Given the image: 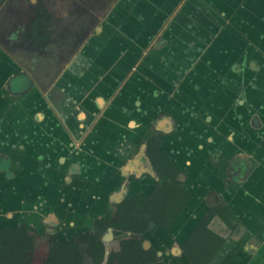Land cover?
Returning <instances> with one entry per match:
<instances>
[{"label":"crops","instance_id":"crops-1","mask_svg":"<svg viewBox=\"0 0 264 264\" xmlns=\"http://www.w3.org/2000/svg\"><path fill=\"white\" fill-rule=\"evenodd\" d=\"M135 3L121 26L99 27L104 45L56 73L41 60L58 52L29 46L11 59L0 44V220L42 218L59 233L109 220L112 201L135 193L128 182L153 185L129 176H143L133 153L158 131L192 193L169 244L215 191L226 203L210 228L226 242L209 264H264V0ZM22 73L28 88L12 81ZM177 247L176 263L192 264Z\"/></svg>","mask_w":264,"mask_h":264},{"label":"rangeland","instance_id":"rangeland-1","mask_svg":"<svg viewBox=\"0 0 264 264\" xmlns=\"http://www.w3.org/2000/svg\"><path fill=\"white\" fill-rule=\"evenodd\" d=\"M135 2L136 0H0V44L11 58V51H26L29 46H38L39 42L47 50L42 38L50 39L46 45H53V38L62 39L69 32L63 47L52 50L55 53L58 51L59 55L54 54L41 60V64H48L51 74L56 73L63 60L73 62L82 52H87L86 48L90 52L94 45H104L107 33L99 32L95 26H106L110 20L111 24L121 26L124 21V8L131 9L132 14ZM103 11L104 15L99 20L98 15ZM66 12H70V17L65 18ZM48 28L52 30L49 31ZM106 51L104 48L103 52ZM140 211L142 210L138 209L137 214ZM42 221V218H32L27 219L26 224L5 228L0 237V264H80L76 258L60 248L55 253L51 250L49 239L53 233L57 235L56 227ZM98 221L89 217L86 223L76 225V228L66 225L70 229L67 233L71 234L68 239L73 240L77 231H96L97 224L101 225ZM138 226L143 227L142 224L136 225ZM100 229L99 227L97 236L103 239L106 247L104 260L100 264H118L123 252L120 241L134 235L122 231L107 233L106 229ZM226 231L233 233L230 229ZM61 235L62 233L57 237L63 241ZM80 253L83 257L81 264H93L92 257L86 251L80 250Z\"/></svg>","mask_w":264,"mask_h":264},{"label":"flooded vegetation","instance_id":"flooded-vegetation-1","mask_svg":"<svg viewBox=\"0 0 264 264\" xmlns=\"http://www.w3.org/2000/svg\"><path fill=\"white\" fill-rule=\"evenodd\" d=\"M68 13H69V15H65V18H68V16L70 17V12H68ZM101 15L103 17L104 11L99 13L98 19L100 18ZM99 20H101V19H99ZM95 27L99 29L100 25H97ZM48 30L51 31L52 29L48 28ZM68 34H69V32L67 33L66 36H68ZM66 36H63V38L62 39L60 38L59 40H55L53 38L52 41H55V43L53 45H51V43L46 45V43H48L50 39L46 40L45 38H42V41L44 40L43 43L48 48V51L52 52V50H59L61 47H63L64 41L66 40ZM37 44H38V46L37 45H33V46H35L36 48L39 47L41 49V51L43 49H45V48H42V46L40 45V42ZM164 112H165V110L161 111V113H164ZM154 132L155 133L153 135L149 136L148 139L143 140V142L140 145V148L135 153H133V155H134L139 151L140 155L142 156V158L145 162L144 164L146 166V169L142 173L143 176L142 177L136 176L135 178H131V176H129V179H131V180L141 179L144 176L150 177L153 181V185L150 188L148 186H140L136 183H135V185L132 184L130 186L129 182H128L124 186V190H126V191H127V189H128V191L132 190V191H135V193L133 192L130 195L128 194L119 203L112 201V209H113L112 217L109 220L105 219L104 217L96 218V220L97 219L99 220L98 222H100L101 225L99 223L97 224L96 231L92 230V229L87 230V231H91L95 236H97V232H99V227H100L101 229H106L108 231L107 233H112V232L117 233V231H122V232H131L134 235L132 237L128 236L127 238H124L120 241V244L122 246L121 250L123 252L121 253L122 258L120 259V261H118V264H120V263H122V264L135 263L134 260H136V256H139V259L136 260V262H137L136 264H177L176 263L177 258L173 254V249H174V247L178 248L177 246L181 247V249L183 250V254H185L186 257L192 262V264H194V262L191 260V258L188 256V254L183 249L182 245L184 242H186V240L189 238V236L191 235V233L193 232V230L196 228V226L198 224L195 226V228L192 230V232L185 238L184 241L179 242L177 240H174V242H172L171 244H169V240H171L169 237L170 236L174 237L173 233L171 232V227L182 212L174 220V222L172 223V225L170 226L169 229H165L160 225H155V220H154V217L152 215V211L159 213L160 210L162 209V207L164 206L165 202H164L163 197H158V200L155 201L154 196L161 194V193H159V189H160V187H162V184L165 181V177L163 178L154 166L153 160L155 158V151H156V147H154V143L158 142L159 143L158 148L160 150L164 151L178 167H179V165L171 157V155L168 153L166 148H164V139L161 136V133H159L158 131H154ZM238 159H240L238 155L234 156V158H232L229 161L228 166L229 165L230 166L235 165L237 163ZM245 162L247 165H248V163L250 165V161L245 160ZM237 166H238V169L240 168L239 167L240 165L236 164L233 167V169L236 170ZM179 176H180V180H182L183 184L185 185L187 190L190 192V190L188 189V187L186 186V184L184 182V177L186 176V174L183 170L180 172ZM213 193H214V199L213 200L211 198L208 199L209 209L212 206H219L220 209H222V207L226 203L224 201L223 194L215 192V191ZM191 195H192V193H191ZM188 203L186 204V206L188 205ZM122 206H124L123 216L127 220L123 224L121 223L122 221L119 222L121 214H120V212H118L119 208ZM186 206L184 207V209L186 208ZM138 209L142 210V211H140L139 214H137ZM208 210L205 213V215L208 213ZM201 219H200V221H201ZM212 220H211V222H212ZM114 222L117 226L109 225L110 223H114ZM211 222H210V224H211ZM22 223L26 224V220L21 218V217L17 218L15 216V218L14 217L9 218L8 216H5L4 218H2L0 220V237L2 235V232L5 230V228L8 229V227L18 226L19 224H22ZM141 224L143 225V227H141V226L136 227V225H141ZM210 224H209V228H210ZM133 226L136 227V228L135 227L133 228L135 230L131 229ZM62 228L64 230L67 227L63 226ZM56 232H57V235L55 233H53V234H55L57 237V236H59L60 233L58 230H56ZM81 233H83V232L75 233L74 234L75 237L73 238V240L76 238V236L78 234H81ZM61 236L63 238L62 239L63 241L72 240V239H68L69 236H71V234H68L67 232H63ZM57 239H58V237H57ZM97 239H100V238L97 236ZM50 240H51V236H50L49 241ZM123 240L126 241V245L123 244V242H122ZM134 240H139V241L136 242ZM103 243H104V247H105V242H103ZM174 244H175V246H174ZM223 245L218 249V251L223 247ZM151 248H154V250H155V253H154L155 260L152 261V259H149L148 261H146L147 258L145 257V255L143 254L142 251L143 250L148 251ZM218 251H217V253H218ZM105 253H106V247H105Z\"/></svg>","mask_w":264,"mask_h":264},{"label":"trees","instance_id":"trees-1","mask_svg":"<svg viewBox=\"0 0 264 264\" xmlns=\"http://www.w3.org/2000/svg\"><path fill=\"white\" fill-rule=\"evenodd\" d=\"M20 79L21 82L27 80L26 87L28 88L31 85L30 80L26 74L22 73L17 75L12 79L14 85ZM23 88V87H22ZM155 142V141H154ZM159 143H154L156 147L154 166L160 175L164 178L165 181L162 184V187L159 189V193L154 196V200L157 201L158 197L164 198V206L159 213L152 211V215L155 220V225H160L165 229H169L174 220L182 212L186 204L191 199L192 195L187 190L182 180H180V172L182 171L171 159L170 157L162 150L158 148ZM219 206H212L208 213L201 219L196 228L193 230L186 242L183 243L182 247L194 264H208L217 253L218 249L225 243V238L214 233L210 228L209 224L211 220L215 217L219 211ZM124 206L120 207L118 212H120V221L123 224L127 221L123 216ZM109 225L117 226L114 223ZM133 226L132 228H134ZM138 242L139 240H134ZM126 245V241H122ZM51 250L55 253L62 249L66 254L72 255L76 258L80 264L83 261V257L80 253V250L86 251L93 260V264H100L104 260L105 256V247L101 239H97L91 231H86L81 234H78L74 240L61 241L58 240L55 234L51 235L50 240ZM146 261L149 259L155 260V250L151 248L148 251H142ZM139 259V256H136V260ZM136 260H134L136 264Z\"/></svg>","mask_w":264,"mask_h":264},{"label":"bare ground","instance_id":"bare-ground-1","mask_svg":"<svg viewBox=\"0 0 264 264\" xmlns=\"http://www.w3.org/2000/svg\"><path fill=\"white\" fill-rule=\"evenodd\" d=\"M101 87H102V85H101ZM105 93V92H104ZM88 97V96H87Z\"/></svg>","mask_w":264,"mask_h":264}]
</instances>
